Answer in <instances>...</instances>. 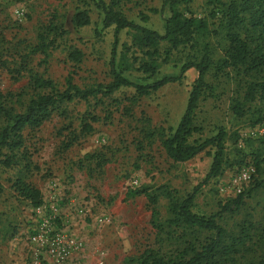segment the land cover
Wrapping results in <instances>:
<instances>
[{
  "label": "rangeland",
  "instance_id": "1",
  "mask_svg": "<svg viewBox=\"0 0 264 264\" xmlns=\"http://www.w3.org/2000/svg\"><path fill=\"white\" fill-rule=\"evenodd\" d=\"M162 1L119 0V9L127 20L161 34L168 16L167 5ZM233 1L239 0H192L185 8L179 6L181 11L185 9L202 19L208 33L192 47L179 46L166 53L162 43L158 68L151 77L135 70L146 57L131 46L130 32L120 31L114 70L117 71L116 62L120 61L127 67L121 75L144 85L162 76L178 75L181 65L194 61L202 53L201 48L207 46L214 63L204 76L206 87L194 110L199 130L193 138L202 140L222 128L228 165L219 176L198 188L190 210L203 216L216 213L223 203L239 194L232 188V179L246 166L244 163H252L255 158L259 169L240 191L244 194L242 205L233 214H222L221 223L227 231L236 233L238 224L247 220L256 227L250 232L252 239L256 241L261 236L264 243V120L251 124L259 114L264 115V103L242 102L245 84L258 76H250L241 69L219 68L215 63L226 47L222 5ZM77 10H86L89 23L75 29L70 18ZM141 15L146 16L145 22L140 20ZM101 18L94 0H0V105L20 112L36 93L30 84L34 76L51 81L57 90L63 89L66 77L79 88L110 83L113 26L102 28ZM49 25L64 34H47ZM39 35L48 45L44 53L33 51ZM69 47L80 53V61L67 57ZM195 76V70L190 68L179 82L138 98L132 106L130 88L113 92L112 102L105 98H101L102 102L90 100L88 111L101 120L92 124L90 134L79 136L67 149L62 143L69 131L78 134V120L86 109L83 102L68 104L65 116L54 113L36 129L25 128L19 147L23 155L8 168L0 165V264H51L34 260L29 254L26 237L33 227L35 208L10 187L16 178L38 189L44 214L80 243L79 252L67 264H139L138 258L144 252L168 255L183 247L189 239L178 237L179 230L165 229L158 234L151 226L150 207L142 195L129 198L125 194L141 188L152 192L162 186L181 198L204 179L211 149L186 162L174 163L158 142L142 138L146 126L161 127L165 132L175 127ZM236 101L243 103V116L231 110ZM104 110L109 114L107 120L102 119ZM239 161V165L234 164ZM166 206L167 200L158 197L155 210L161 222L168 217ZM200 235L202 241L205 233ZM248 256L243 258L249 260ZM237 260V264L244 263L239 257Z\"/></svg>",
  "mask_w": 264,
  "mask_h": 264
},
{
  "label": "trees",
  "instance_id": "2",
  "mask_svg": "<svg viewBox=\"0 0 264 264\" xmlns=\"http://www.w3.org/2000/svg\"><path fill=\"white\" fill-rule=\"evenodd\" d=\"M192 0H163L162 4L167 5L168 16L164 19L162 33L129 21L119 9V0H94L95 7L102 14L101 26L108 28L113 26V41L110 49L109 71L112 81L105 86H94L79 88L72 83L70 77H66L62 90H57L53 83L38 77H32L30 84L36 90L29 97L26 105L20 112H13L0 105V117L3 124L0 126V165L8 168L15 164L18 156L23 155L19 151L22 144V131L36 129L43 122L47 121L54 113L65 116L67 105L73 101L83 102L86 109L81 113L78 120V134L69 131L65 141L62 143L64 149L69 148L80 137H85L93 131L92 124L98 123L101 119L90 110V100L98 102L101 98L109 99L111 95L120 88H130L133 95L129 98V104L143 96L155 92L160 87L179 82L182 74L193 68L196 76L187 93L186 102L181 116L175 127L165 132L161 127L150 128L146 126L143 130L144 140H155L162 148L165 156L174 163L186 162L205 150H212L211 162L204 179L190 193L178 198L172 195L167 189L159 186L152 192L146 188L132 189L126 192V197L142 195L150 207V224L158 234L167 230H179L178 237L187 240L183 247L175 249L168 255L159 252H144L138 258L139 264H237V257L244 260L243 264H264V243L260 236L256 241L252 239L250 232L256 229L255 225L247 220L238 224V231L232 233L222 225V214H233L237 212L244 194H237L232 199L223 203L219 210L211 215H196L191 212L192 201L195 193L201 185L210 179L219 176L227 164L224 152L226 134L222 128L217 129L214 135L202 140L194 139L193 135L198 132L194 122V110L197 101L204 91L206 85L204 76L212 66L210 51L206 45L201 48L202 53L195 57L194 61L184 63L179 68L178 75L162 76L159 79L141 85L129 81L121 73L127 70L120 61L116 62L117 71L114 70L115 51L118 44L117 35L122 30L130 32L131 46L137 48L145 60H140L136 71L151 77L155 74L159 56V46L164 43V52L173 50L179 46L192 47L198 38H203L207 33V24L200 18H196L178 7L185 6ZM221 6V5H219ZM225 17V40L226 47L222 50L223 56L215 63L219 68L230 67L238 69L252 77V80L245 84L242 102L252 103L261 101L264 103V0H239L227 5H222ZM185 10V11H184ZM156 13L155 10H151ZM187 13V15L184 14ZM140 20L146 21V16L141 15ZM70 23L73 28H80L88 25L89 18L86 10H77L72 14ZM46 33L53 37L62 36L63 30L49 25ZM53 44V40L50 41ZM48 48L46 39L39 35L38 44L33 51L44 53ZM55 48V47H53ZM67 57L73 61H80V53L76 49L68 48ZM46 90V92H41ZM235 102L231 110L238 116H243V103ZM103 120L109 117L108 111L104 110ZM264 115L259 114L251 124L260 123ZM241 161L234 164L239 165ZM258 172L259 165L256 159L252 163H244ZM10 187L21 199L27 201L32 208L42 204L41 194L38 189L31 186L21 178L14 179ZM167 200V218L161 222L155 205L158 197ZM205 233L203 240L199 241L200 234ZM251 244L253 247H248ZM249 253V254H246ZM249 255L245 260L243 257Z\"/></svg>",
  "mask_w": 264,
  "mask_h": 264
},
{
  "label": "built area",
  "instance_id": "3",
  "mask_svg": "<svg viewBox=\"0 0 264 264\" xmlns=\"http://www.w3.org/2000/svg\"><path fill=\"white\" fill-rule=\"evenodd\" d=\"M254 169L246 165L233 177L231 185L236 193H240L247 184ZM41 206V205H40ZM34 209L33 227L27 233L26 241L32 259H40L51 264H67L81 248L80 243L66 231L57 228L51 216H46L43 207Z\"/></svg>",
  "mask_w": 264,
  "mask_h": 264
}]
</instances>
